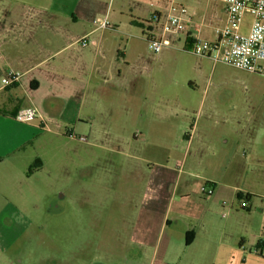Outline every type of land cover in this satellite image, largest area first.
<instances>
[{
	"label": "crops",
	"instance_id": "1",
	"mask_svg": "<svg viewBox=\"0 0 264 264\" xmlns=\"http://www.w3.org/2000/svg\"><path fill=\"white\" fill-rule=\"evenodd\" d=\"M109 1L0 0V179L6 173L16 179L39 174L46 162L32 150L56 149L55 142L70 146V166L84 180L94 178L96 167L111 173V153L143 162L139 153L145 145L177 149L184 153L183 163L171 165L170 157L147 171L123 264H156L160 254V264H233L235 259L264 264L263 147L253 130L211 127L213 117L224 118L228 126L237 117L223 112L216 98L227 82L208 80L192 91L198 97L181 98L170 95V81L160 75L167 51L177 43L194 55V38L215 41L214 28L226 18L223 3H209L202 13L190 10L186 31L171 36L172 46L155 54L146 36L160 35L170 0H117V18H111ZM105 16L111 29L97 30L95 20ZM250 22L247 15L243 32ZM83 37L96 45L80 46ZM218 64L213 62L212 76ZM10 71L22 77L5 87L2 79ZM24 109L39 115L19 122L16 115ZM220 146L235 156L241 148L246 151L243 172L234 168L235 156L226 154L215 178L181 179L191 150L219 151ZM96 151L103 155L95 160ZM253 163L261 169L248 179ZM197 183L201 191H191ZM207 184L214 188L211 197L203 193ZM247 195L249 209H242L240 199Z\"/></svg>",
	"mask_w": 264,
	"mask_h": 264
},
{
	"label": "rangeland",
	"instance_id": "2",
	"mask_svg": "<svg viewBox=\"0 0 264 264\" xmlns=\"http://www.w3.org/2000/svg\"><path fill=\"white\" fill-rule=\"evenodd\" d=\"M175 2L182 3L189 11L196 9L201 13L209 3L220 5L219 0ZM109 7L111 18L120 17L117 0H110ZM187 50L190 48L185 49L181 41L167 51L168 60L163 65L166 67L160 75L170 81V95L181 98L187 93L192 95L197 84L208 80L227 82L216 98L222 104L223 112L231 118L237 117L229 126L224 123V118L213 117L211 127L218 130L229 127L240 133L253 130L256 144L263 147L260 155L264 160V76L222 63L212 76L213 61L206 57L203 60ZM53 145L56 149L40 147L32 150L36 158L46 162L39 174L30 179H16L6 173L0 179V264H75V261L77 264H123L129 252V236L136 213L146 191L148 169L170 157L173 159L171 165L175 166L177 160L183 163L184 153L145 145L139 153L143 162L111 153L109 158L114 162L111 173L96 167L94 178L84 180L78 179L81 172L70 166V146L59 142ZM245 152L241 148L235 156L231 149L224 150L221 146L219 151L197 153L193 149L185 167H179L185 171L181 179L215 178L221 172L222 158L226 154L235 156L234 168L240 174L244 169ZM97 155L103 153L96 151L95 160ZM200 160L204 164H200ZM139 163L143 167L140 168ZM260 169L253 163L248 179H254V172ZM139 173L142 174L139 176ZM191 191H201V185L197 183ZM249 252L254 254L255 250ZM161 261L162 254L156 264ZM233 264L245 263L235 259Z\"/></svg>",
	"mask_w": 264,
	"mask_h": 264
},
{
	"label": "built area",
	"instance_id": "3",
	"mask_svg": "<svg viewBox=\"0 0 264 264\" xmlns=\"http://www.w3.org/2000/svg\"><path fill=\"white\" fill-rule=\"evenodd\" d=\"M226 18L223 25L214 28L215 41L196 37L192 42L195 55L212 59L215 64L222 63L233 68L264 76V0H221ZM247 15L251 16L247 32H243V24ZM192 20L189 9L174 2L166 21L162 24L160 35L149 33L146 40L155 54L172 46L171 36L186 31V25ZM97 30L111 29L108 16L95 20ZM77 43L86 48L96 45L94 40L83 37ZM22 74L10 71L2 79V85L12 86L20 81ZM35 109H24L17 113L16 120L23 123L34 121L38 117ZM72 137H75L72 135ZM86 142V137H80ZM203 193L211 197L214 193L212 184H207ZM240 207L249 209L246 197L240 199Z\"/></svg>",
	"mask_w": 264,
	"mask_h": 264
},
{
	"label": "trees",
	"instance_id": "4",
	"mask_svg": "<svg viewBox=\"0 0 264 264\" xmlns=\"http://www.w3.org/2000/svg\"><path fill=\"white\" fill-rule=\"evenodd\" d=\"M147 23H150V22H147ZM141 26H142V25H141ZM38 164H39V161H36V163L33 165L32 168L37 167ZM248 198H250V195H247V197H246L247 201H248Z\"/></svg>",
	"mask_w": 264,
	"mask_h": 264
}]
</instances>
